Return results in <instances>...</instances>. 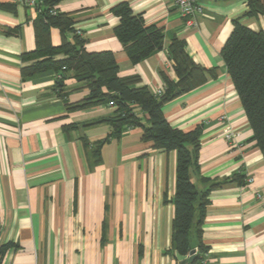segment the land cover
I'll return each instance as SVG.
<instances>
[{"label":"crops","instance_id":"0c3cea01","mask_svg":"<svg viewBox=\"0 0 264 264\" xmlns=\"http://www.w3.org/2000/svg\"><path fill=\"white\" fill-rule=\"evenodd\" d=\"M124 1L164 31V49L138 64L114 32L119 18L111 9ZM199 2L204 13L195 26L176 0H62L56 10L74 19L68 40L81 31L88 51H112L119 75H139L152 91L166 88L165 75L177 79L167 49L176 37L197 63L216 70L163 110L173 127L202 128L199 170L190 177L210 190L203 264H264V155L222 56L234 21L264 30V17L248 15L249 0ZM38 18V7L0 0V246L11 245L2 264H180L172 240L177 152L143 139L150 120L140 109L142 125L114 137L104 120L115 106L69 108L89 94L72 73L65 97L54 70L23 76ZM62 40L53 27L52 44ZM106 139L96 162L92 150Z\"/></svg>","mask_w":264,"mask_h":264},{"label":"trees","instance_id":"16d2710c","mask_svg":"<svg viewBox=\"0 0 264 264\" xmlns=\"http://www.w3.org/2000/svg\"><path fill=\"white\" fill-rule=\"evenodd\" d=\"M60 1L43 0L39 18L34 22L36 47L23 54L24 61L33 62L22 69L23 76L32 77L48 70L61 72L62 78L56 80L55 90L65 97L64 81L67 74L72 73L78 82L89 89V94L80 103L69 105V108H87L113 102L115 114L104 121L113 126L111 135L114 137H119L127 127L142 125L138 109L149 115L150 125H142L143 139L151 141L156 149L177 152V181L173 198L174 249L180 255L190 256L192 241L196 239V257L189 264H203L208 248L202 239V224L210 190H200L190 177L191 168L199 170L202 128L200 126L186 132L173 127L163 107L179 95L204 84L208 75H214L216 70L197 63L187 52L185 42L176 37L167 49L177 79L171 80L165 75V91L161 96H156L148 86L142 84L139 75H119V64L112 51H88L85 39L77 33L71 41L68 40L66 34L74 32L73 17L69 13H52ZM248 7L249 16L264 17L262 0H249ZM111 11L119 18L114 28L115 35L133 64L164 49L163 29L148 25L143 15L134 13L128 2L116 4ZM53 27L59 28L62 33L63 40L59 46L51 42ZM58 55H63V58H57ZM222 56L252 127L253 139L264 155V30H255L238 20L234 21ZM106 141L108 139L97 142L92 150L96 162L100 161L101 147ZM10 246H0V264Z\"/></svg>","mask_w":264,"mask_h":264},{"label":"built area","instance_id":"2783aa9c","mask_svg":"<svg viewBox=\"0 0 264 264\" xmlns=\"http://www.w3.org/2000/svg\"><path fill=\"white\" fill-rule=\"evenodd\" d=\"M18 2L29 5V6H35L38 7V10L41 11V6L43 3V0L37 1V0H17ZM176 7L179 10V12L184 16L190 25L195 26L197 24V16L202 15L204 13V6L199 2V0H176ZM53 14L57 13L56 8L52 10ZM78 34L81 35L82 32L78 31ZM65 69V68H63ZM62 78V73L59 72L56 74V80ZM164 89H157L154 90L153 93L156 96H161L164 93ZM109 105L115 106L113 102H110ZM226 138L230 141V144H233V140L235 138V134L233 132H228L226 134ZM249 182L253 181L252 178L248 179Z\"/></svg>","mask_w":264,"mask_h":264},{"label":"water","instance_id":"95a60500","mask_svg":"<svg viewBox=\"0 0 264 264\" xmlns=\"http://www.w3.org/2000/svg\"><path fill=\"white\" fill-rule=\"evenodd\" d=\"M196 246H197V240L193 239L192 241V252L190 254V256H183L180 254H176L178 260L180 261V264H189L190 262H192L195 257H196Z\"/></svg>","mask_w":264,"mask_h":264}]
</instances>
